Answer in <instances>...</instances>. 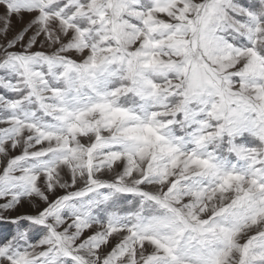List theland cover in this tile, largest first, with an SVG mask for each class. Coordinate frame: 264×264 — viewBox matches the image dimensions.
<instances>
[{
	"label": "snow or ice",
	"instance_id": "6c2138e0",
	"mask_svg": "<svg viewBox=\"0 0 264 264\" xmlns=\"http://www.w3.org/2000/svg\"><path fill=\"white\" fill-rule=\"evenodd\" d=\"M0 201V264H264V0H0Z\"/></svg>",
	"mask_w": 264,
	"mask_h": 264
},
{
	"label": "rangeland",
	"instance_id": "374dc122",
	"mask_svg": "<svg viewBox=\"0 0 264 264\" xmlns=\"http://www.w3.org/2000/svg\"><path fill=\"white\" fill-rule=\"evenodd\" d=\"M24 19H25V21H27L29 18L26 16ZM20 27H21V24L15 23V21H14V31L18 30ZM37 46H39V45H37ZM2 202L3 201H0V203H2ZM33 210H34L33 205L25 203L23 205V207H21L17 211L7 213L6 215L14 216V215H17V214L22 213V212H31ZM12 230H13V226L11 224L6 223V222H0V235H6V234L10 233Z\"/></svg>",
	"mask_w": 264,
	"mask_h": 264
}]
</instances>
